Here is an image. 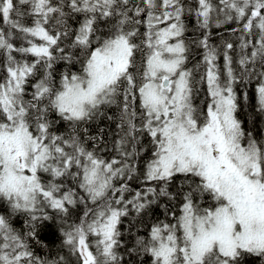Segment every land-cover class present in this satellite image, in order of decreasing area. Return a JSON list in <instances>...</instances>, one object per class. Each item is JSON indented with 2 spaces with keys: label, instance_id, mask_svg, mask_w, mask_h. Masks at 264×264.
I'll list each match as a JSON object with an SVG mask.
<instances>
[{
  "label": "snow or ice",
  "instance_id": "1",
  "mask_svg": "<svg viewBox=\"0 0 264 264\" xmlns=\"http://www.w3.org/2000/svg\"><path fill=\"white\" fill-rule=\"evenodd\" d=\"M0 54V264L69 205L79 264H264V0H0Z\"/></svg>",
  "mask_w": 264,
  "mask_h": 264
},
{
  "label": "trees",
  "instance_id": "2",
  "mask_svg": "<svg viewBox=\"0 0 264 264\" xmlns=\"http://www.w3.org/2000/svg\"><path fill=\"white\" fill-rule=\"evenodd\" d=\"M190 29L188 32V37L192 38L194 35H198V33L193 32L191 25L193 24V20L189 21ZM236 27V25H225L224 28L221 29H213L215 35L212 37V43L216 45L222 44V39L231 40L234 42L236 37L228 31L229 28ZM17 45L20 41H16ZM202 51V50H198ZM2 54H0V60H2ZM199 57L197 56V59ZM58 67H61L58 65ZM247 91L250 96V100L246 103L243 109L239 112V118L244 122V127L252 129L256 131L259 128H264V122H262V118L257 115L254 111L253 105H255V96H254V85H249L247 88L243 89ZM114 124L107 121L106 119H100L99 121L92 124L89 129L92 134H98V129H104L103 138L104 141L107 142L109 147H112V141L114 137L110 135V133L115 131ZM134 187V186H133ZM69 207V214L66 217H62L61 214L57 213L55 210L51 208H46L45 213L48 214L50 219L44 220L40 219L37 223L36 233L34 237L28 239V244L30 249L41 259L43 260H58L60 257H64L63 264H79L77 257L73 255L69 248L64 245L63 240V231L67 226L73 221L71 215L72 212L77 207ZM157 214H159L160 210L157 209ZM0 214H3L0 212ZM11 215V214H10ZM20 215L23 214H15L11 215V222L18 223ZM123 227H127L125 224ZM28 224L26 228H23L21 232H27ZM250 264H254V261L250 262Z\"/></svg>",
  "mask_w": 264,
  "mask_h": 264
},
{
  "label": "bare ground",
  "instance_id": "3",
  "mask_svg": "<svg viewBox=\"0 0 264 264\" xmlns=\"http://www.w3.org/2000/svg\"><path fill=\"white\" fill-rule=\"evenodd\" d=\"M193 24H194V20H193ZM190 66H191V64L189 65V67ZM109 114H111V113H109ZM114 128H115V126H114ZM109 148H111V147H109ZM132 186L136 187L135 184H133ZM72 212H74L73 215H71V217L73 218V221L70 224L78 222L79 218L83 214V209L81 206H79L78 208L74 209ZM41 219H43V218H41ZM12 224H13V227L16 228V230L18 232H21V231H23V228H26V225L28 224V217H26L25 215H20L19 222L15 223L12 221ZM90 239H92V238H90Z\"/></svg>",
  "mask_w": 264,
  "mask_h": 264
},
{
  "label": "rangeland",
  "instance_id": "4",
  "mask_svg": "<svg viewBox=\"0 0 264 264\" xmlns=\"http://www.w3.org/2000/svg\"><path fill=\"white\" fill-rule=\"evenodd\" d=\"M232 55L234 56L235 58V53H232ZM218 63L222 66L223 65V57L222 55L220 56L219 60H218Z\"/></svg>",
  "mask_w": 264,
  "mask_h": 264
}]
</instances>
